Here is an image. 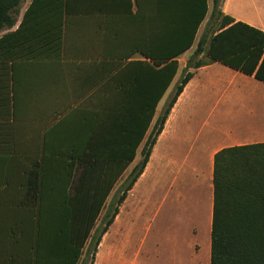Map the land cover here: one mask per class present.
Wrapping results in <instances>:
<instances>
[{"label": "crops", "instance_id": "1", "mask_svg": "<svg viewBox=\"0 0 264 264\" xmlns=\"http://www.w3.org/2000/svg\"><path fill=\"white\" fill-rule=\"evenodd\" d=\"M30 2L20 11V23ZM212 5L213 0H208L209 16ZM143 6L139 16L104 12L50 21L61 24L54 26L61 39L59 45L48 41L44 47L45 42L36 39L40 31L31 29L32 24L43 21L29 20L23 34L31 41L20 42V63L0 58V264H8L4 253L12 245L18 248L20 264V201L75 194L49 189L83 181L80 175L89 166L90 147L108 149L112 145L104 141L122 136L126 119L120 103L136 107L142 102L136 91L121 99L119 90L150 85L154 66L146 55L156 48L146 10L150 5L144 2ZM135 10L133 3L131 14ZM218 11L264 32V0H219ZM205 22L193 46L175 58L177 73L127 169L132 170L180 70L206 35V31L200 33ZM18 24L15 21L11 28L0 30V38ZM28 53L42 56L24 59ZM192 73L156 137L142 173L102 235L93 264H137L145 245L176 241L183 233H199L201 243L196 241L193 249L196 264H209L214 155L225 148L264 143V83L217 62ZM108 87L112 91L106 92ZM106 104H112V112ZM74 169H79L76 176ZM122 176L107 196L96 226ZM29 183L45 188L41 191L39 187L38 194L25 188ZM163 219L167 227L157 230L160 240L156 241L151 225ZM12 230L16 231L15 244L8 234Z\"/></svg>", "mask_w": 264, "mask_h": 264}, {"label": "trees", "instance_id": "2", "mask_svg": "<svg viewBox=\"0 0 264 264\" xmlns=\"http://www.w3.org/2000/svg\"><path fill=\"white\" fill-rule=\"evenodd\" d=\"M20 2L0 0V30L14 25V13ZM144 2L150 5L146 10L156 48L153 54L146 55L153 60L154 66L150 85L146 89L130 88L131 91L128 87L123 88V95L136 91L142 102L136 107L124 104L121 108L119 105L126 119L122 136L119 140L104 141L106 145L113 146L114 143L115 148L110 146L100 151L90 147L89 166L83 168L80 175L83 181H73L65 186L55 184L49 189L75 194L70 198L20 201V264H78L82 255L85 258L80 264H93L102 235L142 173L170 109L192 77L193 73L188 69L217 62L264 83V32L222 15L218 11L219 0H213L210 17L216 19L215 28L210 36L204 35L196 43L181 79L140 151V161L130 171L126 186L96 226L107 196L134 160L156 106L177 73L175 58L190 49L196 40L198 29L208 14V0H31L17 28L0 38V58L16 64L20 63V42L26 45L31 41L23 34L29 20L43 21L39 25L32 24L31 28L40 31L36 39L45 42L43 47L48 41L59 45L60 30H55L54 26L61 24L50 21L104 12L139 16L145 10ZM133 3L136 10L131 14ZM40 56L28 53L24 59ZM197 56H204L206 62L196 61L189 65ZM105 90L112 91V88ZM106 105L112 112V104ZM74 170L76 176L79 169ZM39 187L42 191L43 186L36 183L25 186L38 194ZM8 234L15 244L16 231ZM17 252L15 245L5 249L8 264H17ZM209 264H264V143L225 148L214 155Z\"/></svg>", "mask_w": 264, "mask_h": 264}, {"label": "rangeland", "instance_id": "3", "mask_svg": "<svg viewBox=\"0 0 264 264\" xmlns=\"http://www.w3.org/2000/svg\"><path fill=\"white\" fill-rule=\"evenodd\" d=\"M26 1L28 0H22L21 5L19 4L17 10L14 13V19L16 21V24H18V22L20 21V11L23 8V6L25 5ZM211 6V5H209ZM210 8V7H209ZM210 13V12H209ZM209 13L207 15L206 18V22L201 30L200 33H202L203 31L205 32V36L208 37L210 36L211 32L213 31V29L215 28V23H216V19L215 18H211L209 16ZM193 60H191L189 62V65H193L194 62L196 61H200V62H206V59L204 58V56H197V57H193ZM189 71H192V69H188ZM183 74V70H180L178 77L175 80V83L173 84L172 88H171V93L168 95L166 101L164 102V104L162 105L159 115L160 116L163 112V110L165 109L167 102L169 101L174 87L175 85L178 83V81L181 79ZM120 95H121V99H123V87L120 89ZM123 103H120L121 108H123ZM108 106V105H106ZM108 109V108H106ZM140 161V158L137 159L136 163L133 164L134 166H136L138 164V162ZM132 166V167H134ZM131 169V168H130ZM130 169H127L126 172L124 173V175L122 176L121 182L120 184H118V186L116 187L117 190H115V194L113 199H110V203L108 205L107 210L105 211V213L108 211L109 207L114 203V200L116 197H118L119 192L121 191V189H123V187L126 186L127 182L129 179H127L128 175H129V171H131ZM133 169V168H132ZM159 193H157L156 195H158ZM165 214H164V218H165ZM152 239H155L156 241L159 239V236L157 234V230H160L163 227V230H165V227H167L166 222L163 219V222L156 221V223L152 222ZM186 235V236H185ZM199 233L198 234H187V233H183V235L179 238L177 237L176 241L171 240L170 242H162L161 245L156 246L153 241L149 243L148 248L146 247V245L144 246V248L141 251V255L138 258V263L137 264H196V261L198 260V256L195 254L194 249V244L197 240H200L199 238ZM160 240V239H159ZM196 243H201L200 241H197ZM85 258V256L82 257V260ZM90 257L88 256V259Z\"/></svg>", "mask_w": 264, "mask_h": 264}]
</instances>
